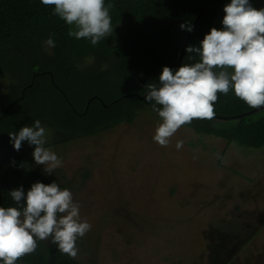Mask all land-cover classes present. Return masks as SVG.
Listing matches in <instances>:
<instances>
[{"label": "trees", "instance_id": "obj_1", "mask_svg": "<svg viewBox=\"0 0 264 264\" xmlns=\"http://www.w3.org/2000/svg\"><path fill=\"white\" fill-rule=\"evenodd\" d=\"M206 1L105 0L113 5V31L93 46L88 39L68 36L70 26L41 0H0V76L12 80L10 90L0 94V206H17L9 195L13 189L23 186L27 193L35 182H56L33 162L35 145L24 141L17 151L9 133L39 119L41 126L57 134L53 145L68 144L134 124L146 112H154L155 102L145 99L148 85L160 86L164 66L178 69L190 33L181 24L193 27ZM230 2L211 0L189 45L199 47L215 24L223 28L224 7ZM50 36L55 42L52 51L44 43ZM199 61L198 54L186 52L182 65ZM214 107L213 119H194L183 127L248 149L264 147V107H249L234 90L218 94ZM242 114L247 115L231 118ZM213 231L217 236L208 237L211 264H234L239 251L256 259L255 251L246 248L251 240L235 235L231 248L221 243L218 249L225 231ZM17 264L81 263L43 240Z\"/></svg>", "mask_w": 264, "mask_h": 264}, {"label": "rangeland", "instance_id": "obj_2", "mask_svg": "<svg viewBox=\"0 0 264 264\" xmlns=\"http://www.w3.org/2000/svg\"><path fill=\"white\" fill-rule=\"evenodd\" d=\"M250 3L264 8V0ZM11 83L8 75L0 76V94ZM161 122L157 112H146L134 124L60 145H53L58 136L45 128V147L62 166L49 175L32 154L33 162L73 193L81 220L92 225L78 239L76 259L81 264H211L209 238L220 228L225 242L217 241L218 249L221 243L231 248L235 235L251 240L246 248L256 259L239 251L234 264H264V147L228 144L183 126L162 147L153 139ZM177 141H183L179 150Z\"/></svg>", "mask_w": 264, "mask_h": 264}, {"label": "clouds", "instance_id": "obj_3", "mask_svg": "<svg viewBox=\"0 0 264 264\" xmlns=\"http://www.w3.org/2000/svg\"><path fill=\"white\" fill-rule=\"evenodd\" d=\"M41 2L54 8L53 15L70 26L68 36L77 40L88 39L95 46L113 31L109 11L113 5H106L105 0ZM224 12L222 29L213 27L199 47L189 45L186 49L188 54H198L199 62L183 64L176 71L164 66L160 86L148 85L145 99L155 102L153 111L162 121L153 139L162 147H167L176 132L194 119H213L218 94L234 90L249 107H264V8L253 7L250 0H231ZM181 28L192 31L190 23L181 24ZM44 43L46 48L55 47L51 36ZM9 136L17 151L24 141L35 145V163L44 165L46 174L62 166L57 154L45 147L47 133L39 119ZM182 147L183 141H177V150ZM9 195L17 206H0V264H17L36 251L38 241L49 238L62 254L77 257V241L92 225L81 220L80 205L69 189L62 190L55 181L35 182L27 193L20 186Z\"/></svg>", "mask_w": 264, "mask_h": 264}, {"label": "water", "instance_id": "obj_4", "mask_svg": "<svg viewBox=\"0 0 264 264\" xmlns=\"http://www.w3.org/2000/svg\"><path fill=\"white\" fill-rule=\"evenodd\" d=\"M210 2H211V0H207V1H206L205 6L203 7L201 13L199 14V16L197 17L196 21H195L194 24H193L192 31H190L189 36H188V38H187V42H186V44H185V46H184V49H183V51H182V53H181V55H180V60H179V63H178V69H179L180 66H182L183 59L185 58V55H186V52H187L186 49H187V47L189 46L190 41H191V38H192V36H193V33H194V31H195V29H196V27H197V25H198V23H199L201 17L204 15L205 11L207 10V8H208ZM178 69H177V70H178ZM258 109H261V108H258ZM258 109H257V110H258ZM243 115H247V114H242V115H238V116L231 117V118H239V117H241V116H243ZM221 118L228 119L227 117H221Z\"/></svg>", "mask_w": 264, "mask_h": 264}]
</instances>
